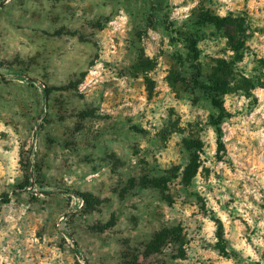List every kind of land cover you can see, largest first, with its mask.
<instances>
[{
	"label": "rangeland",
	"instance_id": "374dc122",
	"mask_svg": "<svg viewBox=\"0 0 264 264\" xmlns=\"http://www.w3.org/2000/svg\"><path fill=\"white\" fill-rule=\"evenodd\" d=\"M0 264H264V0H0Z\"/></svg>",
	"mask_w": 264,
	"mask_h": 264
},
{
	"label": "trees",
	"instance_id": "16d2710c",
	"mask_svg": "<svg viewBox=\"0 0 264 264\" xmlns=\"http://www.w3.org/2000/svg\"><path fill=\"white\" fill-rule=\"evenodd\" d=\"M214 105L218 108L219 110V114L215 120V125L217 126V135H218V146H221L222 145V142H221V129L219 127V123L222 121L224 115H223V111H224V108L222 106V104L220 102H218L217 100H214L213 101Z\"/></svg>",
	"mask_w": 264,
	"mask_h": 264
}]
</instances>
